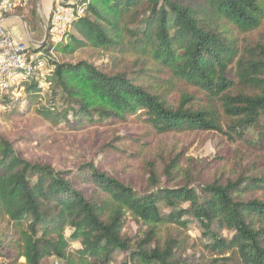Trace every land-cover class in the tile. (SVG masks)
Masks as SVG:
<instances>
[{
	"label": "trees",
	"instance_id": "1",
	"mask_svg": "<svg viewBox=\"0 0 264 264\" xmlns=\"http://www.w3.org/2000/svg\"><path fill=\"white\" fill-rule=\"evenodd\" d=\"M28 2L25 17L21 9L15 13L36 30V0ZM72 5L82 14L68 44L55 52L73 56L94 48L131 57V65L102 69L50 58L54 70L45 93L34 80L23 82V98L3 95L0 107L30 101L27 112L36 107L42 120L68 131L136 117L154 135L215 133L253 157L252 165L193 185L178 178L174 158L162 163L160 175L148 164L146 182L135 189L94 161L73 170L31 162L0 136V260L264 264V42L244 38L261 27L264 0ZM128 223L143 234L139 239L125 233ZM170 227H197L201 251L184 256L175 236H160ZM118 254L124 255L120 262Z\"/></svg>",
	"mask_w": 264,
	"mask_h": 264
},
{
	"label": "rangeland",
	"instance_id": "2",
	"mask_svg": "<svg viewBox=\"0 0 264 264\" xmlns=\"http://www.w3.org/2000/svg\"><path fill=\"white\" fill-rule=\"evenodd\" d=\"M55 1L40 0L42 19L43 8L49 4L51 9ZM70 1L74 3L76 0ZM28 4L29 2L27 6L21 8L24 17L27 15ZM24 17L23 26L30 31L33 26ZM19 25L22 27V22H19ZM41 28L38 22L36 26L38 34L33 37L37 43L44 38V30L42 31ZM72 32L71 26L66 34L68 36L66 43L58 46L57 50L68 44ZM29 38L32 40L31 36ZM244 38L247 41L264 42V21L257 31L245 35ZM44 48L45 45L39 47L41 50ZM45 50L46 48L43 53L47 54ZM52 58L60 63L85 60L102 69H112L115 66L116 69L126 68L132 62L131 57L111 56L94 48L79 50L73 56H65L57 51L53 53ZM49 64L50 60L48 66ZM7 96L15 100L23 98L24 94ZM46 97L47 95H44V99L48 100ZM29 103L30 101L18 103L17 107L9 109L5 106L0 107V136L13 143L15 150L26 160L46 163L57 170H73L75 165L94 161L137 189L146 182L148 164H153L156 174L160 175L162 163H169L174 158L180 160L176 168L178 178L189 179L194 183L193 185L233 177V174L236 175L240 170L239 168L245 170L252 165L253 157H247L243 149L229 145L215 133L154 135L136 117L129 118L125 123L106 122L98 127L68 131L53 127L42 120L35 112L36 107H32L31 111L27 112ZM44 103L43 100L39 105L42 106ZM125 233L136 239L143 235L130 223L127 224ZM166 233L178 239L180 246L185 250L184 256L191 257L194 251H201L200 246L202 247L204 240L197 227L189 228L187 232H180L170 227L167 231H162L160 236H165ZM71 245L73 249L78 248L76 244ZM123 256L118 254L116 261H122ZM23 263V259L17 262V264ZM0 264H4V261L0 260Z\"/></svg>",
	"mask_w": 264,
	"mask_h": 264
},
{
	"label": "built area",
	"instance_id": "3",
	"mask_svg": "<svg viewBox=\"0 0 264 264\" xmlns=\"http://www.w3.org/2000/svg\"><path fill=\"white\" fill-rule=\"evenodd\" d=\"M28 0H0V97L20 96L24 92L23 82L34 80L38 88H49V77L54 68L48 61L58 46L66 43L67 31L82 11L76 10L73 3L56 0L45 25L47 40L46 53L39 47L32 49L30 44L3 26L5 16L27 6Z\"/></svg>",
	"mask_w": 264,
	"mask_h": 264
},
{
	"label": "crops",
	"instance_id": "4",
	"mask_svg": "<svg viewBox=\"0 0 264 264\" xmlns=\"http://www.w3.org/2000/svg\"><path fill=\"white\" fill-rule=\"evenodd\" d=\"M43 10L44 12L42 13V16H43V21L45 22L46 25V22L48 20L51 11L49 4L46 5L45 8H43ZM22 18L23 17L17 15L16 13L9 14L4 17L3 26L9 31H11L15 37H19L24 41H26L28 44H30L32 49L37 48L38 46L40 47L43 44L44 38L41 40V42L37 43L36 39L33 37H35L38 34V31L33 29H30V31L28 30L29 32L26 31L25 27L23 26ZM19 22H22V27H20ZM41 30L43 31V28H41ZM29 36L32 37V40L29 38Z\"/></svg>",
	"mask_w": 264,
	"mask_h": 264
},
{
	"label": "water",
	"instance_id": "5",
	"mask_svg": "<svg viewBox=\"0 0 264 264\" xmlns=\"http://www.w3.org/2000/svg\"><path fill=\"white\" fill-rule=\"evenodd\" d=\"M62 1L64 3H68L70 0H62ZM35 8H36V14H37L38 22H39L40 26L44 30V39H43V44L42 45H45V42L47 40V33L45 32V22L43 21V19L40 16V0H36V2H35Z\"/></svg>",
	"mask_w": 264,
	"mask_h": 264
}]
</instances>
